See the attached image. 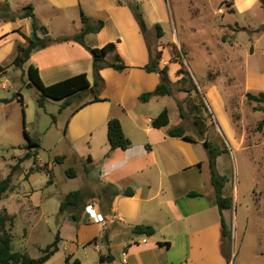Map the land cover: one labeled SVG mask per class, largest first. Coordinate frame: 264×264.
I'll list each match as a JSON object with an SVG mask.
<instances>
[{
    "label": "crops",
    "instance_id": "obj_1",
    "mask_svg": "<svg viewBox=\"0 0 264 264\" xmlns=\"http://www.w3.org/2000/svg\"><path fill=\"white\" fill-rule=\"evenodd\" d=\"M260 1L234 0L235 10L246 11ZM29 5L34 8L38 29L32 18H12L23 14ZM142 5L148 26L151 24L154 31L155 26L162 22L150 10L155 13L164 6V0H142ZM82 12L93 23L104 22L99 33L86 35L85 45L73 40L53 43L35 51L23 68L13 65L19 47L26 46L28 39L48 36L56 40L78 34L82 29ZM111 42L116 43V53L127 68L117 71L107 66L101 70L99 99L95 100L94 96L71 113L60 136V142L65 145L55 151V158L65 157L62 164H57L69 162L76 170L73 179L84 178L82 192L88 187L96 190L97 182L102 185L100 197L105 203L97 202L94 191L85 208L74 212L79 217L78 221L73 219L72 213L59 214L61 217L67 215V218L63 222L58 221L63 227L58 252L62 242L68 239L76 242L78 248L84 247V253H73L75 264H230L223 253L221 223L224 218L229 226L226 216L229 209L221 212L219 208L211 184L209 157L206 158L205 152L200 150V140L192 137L194 141H188L169 135L171 129L185 127L181 109L180 113L176 111L174 122L168 109V126L153 127V120L167 109H162L161 103L173 94L153 97L148 102L140 99L142 94L154 91L161 84L162 75L161 72L146 70L151 58L149 42L129 5L121 4L119 0H0V66L5 68L0 71V100H10L0 103V111L10 116L12 112L7 111L11 109L18 113L26 104L22 94L23 86L28 83L26 66L36 67L47 86L81 74H86L93 85L94 61L88 48H102ZM116 53L107 55L106 61L114 62ZM165 67L168 68L169 84L180 82V68L176 69L175 75L170 63L164 60L163 52L159 68ZM17 73L20 74L12 77ZM24 74L25 77H21ZM81 97L73 98L71 106L74 99ZM111 118L120 120L125 136L132 142L128 149L111 150L108 139V121ZM186 135L191 136L187 129ZM203 141L206 140L200 143ZM254 141L251 139L250 144ZM219 162L220 157L217 169L224 175ZM44 164L40 161L38 166ZM55 164V160L49 162L54 174ZM31 174L29 172L28 175ZM110 184L121 191L132 188L134 195L114 197L111 188L103 192ZM227 184L223 196L231 198ZM192 192L199 196H190ZM235 192L238 197L239 190ZM89 205L102 221L90 219L85 211ZM3 206L16 217L6 205ZM66 220L70 221L67 226L70 229L64 226ZM138 225L154 227L155 235L148 237L134 233L133 229ZM70 226L75 229L73 235L68 233ZM167 243L169 246L164 245ZM114 248L122 249L120 259L113 254ZM64 250L70 252L71 248L66 246ZM58 252L45 264H49ZM124 252H127L126 263ZM65 259L67 264H71L70 256Z\"/></svg>",
    "mask_w": 264,
    "mask_h": 264
},
{
    "label": "rangeland",
    "instance_id": "obj_2",
    "mask_svg": "<svg viewBox=\"0 0 264 264\" xmlns=\"http://www.w3.org/2000/svg\"><path fill=\"white\" fill-rule=\"evenodd\" d=\"M122 1L143 12L142 0ZM150 12L161 18L164 31L160 37L156 26L154 31L151 24L148 26L147 38L154 55L164 52V60L170 63L175 75L176 69L181 68L184 70L181 77H185L170 85L173 95L161 103L162 109L170 110L173 122L176 111L180 113L182 109L187 133L200 140V150L206 158L209 157L206 142L222 152L219 169L227 177L233 200V207L226 212L231 235L230 264H264V132L258 130L264 119L261 110L264 105L246 97L247 93L264 92L263 4L253 3L246 11H239L235 10L234 0H164L163 7ZM22 94L26 104L18 113L10 109L7 112L12 114L7 116L0 111V179L6 178L27 153L24 130L40 142L41 147L36 149L38 163L32 157L21 164L12 178L14 188L0 202V210L6 205L16 215L9 224L14 250L39 258L57 235H63L58 221L63 222L67 215H59L61 202L69 192L84 189V178L67 177L66 171L72 167L69 162L55 164L53 179L44 169L28 174L40 161L55 160L56 149L65 145L60 136L71 113L94 95L87 92L61 112L62 101L48 100L45 107L39 106L41 91L29 79ZM194 103L203 109L199 117L204 123L198 126L191 111ZM173 107L176 109L172 110ZM201 128L204 134H200ZM251 139L256 141L250 144ZM202 140L206 141L200 143ZM101 188L97 182L96 190L85 189V204L94 191L97 202L103 203ZM68 222L64 226L70 229ZM71 224L76 226L74 222ZM68 233L75 234V229L71 227ZM75 243L68 239L62 242L60 252L49 264H67L65 258L69 256L73 264V253H84V247L78 248ZM66 246L71 248L70 252L64 250ZM121 251L113 249L116 258L120 259Z\"/></svg>",
    "mask_w": 264,
    "mask_h": 264
},
{
    "label": "trees",
    "instance_id": "obj_3",
    "mask_svg": "<svg viewBox=\"0 0 264 264\" xmlns=\"http://www.w3.org/2000/svg\"><path fill=\"white\" fill-rule=\"evenodd\" d=\"M119 2L121 4L129 5L132 8L135 18L137 19L142 32L147 38L148 25L141 9H139V7H133L130 5V3L122 0H119ZM261 3L263 4V8H264V1L261 0ZM16 17L18 18L20 17L22 19L23 18L34 19V26L36 29H38V24L35 18L33 6L31 5L27 6L25 8L24 13L21 15L12 16L13 19H15ZM81 20H82L81 31L72 38H59L54 40L48 36H45L43 38L38 37L34 40L28 39V44L26 46L19 47V53L13 65L17 68H23V66L30 60L31 55L35 51L45 49L53 43L73 40L77 43L85 45L86 35L90 33H99L104 27L103 21L93 23L89 19V17L86 16L84 12H82L81 14ZM156 28L160 34V37H162L164 35V32L160 24H157ZM262 29H264V26L262 27ZM88 49L91 52L94 61L93 67H94L95 80L93 85H91L86 74H81L69 78L67 80L61 81L59 83H56L54 85L47 86L44 84L42 78L40 77L39 70L33 65H30L28 67L27 75L29 81L41 91V95L37 99L38 104L41 108L46 106L48 100L62 101L63 104L60 109V111L62 112V110L71 106L73 98L77 96L78 97L83 96L89 91L92 92V94L95 96V100H98L99 86L102 80L100 76L101 70H103L107 66L112 67L117 71H123L127 68L122 58L119 56V54L116 53L117 51L116 43L111 42L102 48H88ZM149 51L151 58L149 64L146 67V70L148 72H161L162 82L154 91L142 94L140 97L142 102H148L153 97L172 95V90L168 79V68L165 67L162 70H160L159 68V64L160 61L162 60V55H163L162 52L158 51L154 55L153 48L150 43H149ZM111 53H116V58L114 62L110 63L106 61V57ZM3 69L5 68L0 66V71H2ZM183 71L184 70L180 68L178 70V75L181 76ZM183 80H185V77H182L180 82ZM180 91H182V89H180ZM246 97L251 102H256L264 105V92H260L258 94L247 93ZM8 102H10V100L8 99L0 100V103H8ZM21 102L24 104L23 99H21ZM201 110H203L202 107L197 103H194L193 106L191 107V111H193L194 113L193 115L195 116L194 123L197 126L204 123V120H202V118L199 117ZM261 110L264 111V107H262ZM181 117H184L182 109H181ZM169 123H170V115L168 109H165L152 122L153 127L155 128L166 127L169 125ZM263 129H264V119L258 125L259 131H263ZM199 132L200 134H204L205 131L204 129L201 128ZM24 133L28 140V144L25 147L27 153L22 158L19 159V162L15 166L12 167L11 173L6 178L0 179V201L4 199L7 193L13 190L14 185L12 178L15 172L18 169H20L21 164L24 161L31 159L32 157H35V164L38 163V156H37L38 150L36 151V149L41 147L40 142L38 140L32 139L26 130H24ZM169 135L171 137H182L188 141H194V139L191 136L186 135V129L184 126H178L176 128L171 129L169 131ZM108 139L111 150H115L119 148L126 150L132 144V142L125 136L122 124L120 120L117 118H111L108 121ZM208 145H209V149H208L209 163L211 168V184L215 190V197L219 205V208L222 212L223 210H228L232 208L233 202L231 198L223 196V190L228 180L227 177L221 175L217 169V159L222 152L217 150L215 147H212L209 143ZM33 149H35V151H33ZM64 160H65L64 156H57L55 158V163L62 164ZM43 169L48 171V174L50 175V179H53L55 177L54 170L50 168L49 163L44 164V166L42 167H39L37 165V168L31 169L30 173H33L34 171H40ZM66 174L70 178H75L77 173L74 168H71L66 171ZM110 188L113 189L112 193L114 197L120 195L131 197L134 195V190L132 188H128L126 190L121 191L111 184L108 185L107 188L103 189V192L106 193ZM189 195L193 197L199 196V194L195 192H192ZM84 198H85L84 193L80 190L69 192L61 202L60 213H65V212L72 213L73 219L75 221H78L79 217L74 212L79 211L84 206L85 204ZM14 219L15 216L10 215L6 209L0 210V264H45L53 255H55L59 251V241H60L59 235H57L53 243H51L50 245L47 246V248L42 250L43 255L39 258H32L27 252L14 250L13 234L9 227V224H12ZM221 223H222L223 237H224L223 253L227 261L230 263V256L228 252V247L231 241L230 230L224 218H222ZM133 232L138 235L151 237L155 235L156 230L154 227L149 225H138L134 227ZM164 245L169 246L168 243ZM67 261L69 262V258H67Z\"/></svg>",
    "mask_w": 264,
    "mask_h": 264
},
{
    "label": "built area",
    "instance_id": "obj_4",
    "mask_svg": "<svg viewBox=\"0 0 264 264\" xmlns=\"http://www.w3.org/2000/svg\"><path fill=\"white\" fill-rule=\"evenodd\" d=\"M85 211L87 212L88 216L90 217V219L92 220H97V221H102L101 218L99 217V215L96 213L95 209H93L92 205H89L86 207ZM123 257H124V262L126 263L127 260V252L123 253Z\"/></svg>",
    "mask_w": 264,
    "mask_h": 264
},
{
    "label": "water",
    "instance_id": "obj_5",
    "mask_svg": "<svg viewBox=\"0 0 264 264\" xmlns=\"http://www.w3.org/2000/svg\"><path fill=\"white\" fill-rule=\"evenodd\" d=\"M47 32V31H46ZM30 86H32L31 84H30ZM206 146H208V144L206 143Z\"/></svg>",
    "mask_w": 264,
    "mask_h": 264
}]
</instances>
